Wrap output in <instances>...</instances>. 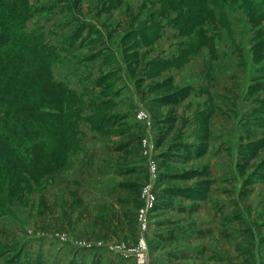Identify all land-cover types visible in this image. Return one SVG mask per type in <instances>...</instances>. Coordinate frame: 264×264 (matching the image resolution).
Returning <instances> with one entry per match:
<instances>
[{"label": "rangeland", "instance_id": "obj_1", "mask_svg": "<svg viewBox=\"0 0 264 264\" xmlns=\"http://www.w3.org/2000/svg\"><path fill=\"white\" fill-rule=\"evenodd\" d=\"M28 1L27 27L59 52L54 75L74 91L82 134L62 165L41 143L23 145L37 169L0 215V264H138L142 237L149 264H264V86L250 69L259 27L241 2L209 6L214 15L196 21L188 0ZM179 88L188 93L177 99ZM101 112L107 123L96 128ZM146 153L156 200L142 231L134 203L149 181ZM240 180L256 232L238 210L209 250L192 239L205 235L191 221L205 224L196 211L210 191L234 194ZM256 180L262 190L252 193ZM213 200L223 207V197ZM174 216L181 242L169 232Z\"/></svg>", "mask_w": 264, "mask_h": 264}, {"label": "trees", "instance_id": "obj_2", "mask_svg": "<svg viewBox=\"0 0 264 264\" xmlns=\"http://www.w3.org/2000/svg\"><path fill=\"white\" fill-rule=\"evenodd\" d=\"M188 1L196 10L189 13L196 21L203 20L204 15H214V9L209 6L215 8L241 2L249 22L259 27L252 46V63L258 66L252 67L251 64L250 69L260 73L255 79L259 80L257 86H264V5L254 0ZM28 2L0 0V215L9 212L8 201L14 197L12 194L17 188L21 189L20 179L37 169L32 158L21 155L20 150L26 151L22 149L25 148L23 145L39 146L41 143L45 154L58 155L62 165L81 143L82 118L70 95L74 91L54 75L53 65L60 57L56 47L45 42L43 34L27 27ZM202 37L209 41V38ZM172 64L169 59L163 62L165 67ZM187 93L188 88H179L176 97L180 99ZM107 116L101 112L96 128L107 123ZM114 116L120 115L114 113ZM202 117L209 118L208 114Z\"/></svg>", "mask_w": 264, "mask_h": 264}, {"label": "crops", "instance_id": "obj_3", "mask_svg": "<svg viewBox=\"0 0 264 264\" xmlns=\"http://www.w3.org/2000/svg\"><path fill=\"white\" fill-rule=\"evenodd\" d=\"M251 59H252V57H251ZM170 68L172 70L175 67L170 65ZM245 89H247V86L245 87ZM124 91H125V89L124 90H120L119 93L117 94V96L122 95L124 93ZM191 91H190V94H191ZM128 108H130V107H128ZM128 108L124 109L123 111L128 110ZM118 113L121 114L120 112H118ZM212 116H213V114L209 118V119H211V124H212V119H213ZM210 134L212 136H214L213 129H211V133ZM235 174H236V172H235ZM236 176L239 177L238 172H237ZM251 186H252V193H256V192H259V191L262 190V188L260 187V186H262V182L261 181H257V180L254 181V183L252 185H249V187H251ZM241 187H242V181L240 180L239 184H238V187H236V189L234 190V194L230 195L228 188H223V190H224V191H222L223 192L222 194H224L223 196H220V195H217V194H213V189H212V191H210V195L211 196L207 199L206 203H203V205L198 209V211H196L197 213L205 214V220H204L205 224L197 223L195 220H192L191 224H190L191 232H195V231L200 230V229L204 230L205 238L202 239L200 237L199 238L195 237V236H197V232H195L191 236L192 239H195L197 241L199 240L202 243H205V245L209 249L210 247L213 246L212 241L209 239L210 236H211V238H212V236L214 237L215 234H218V235L221 234L222 236H224V234L230 232V230H231L230 226L234 225L232 223H235V221H236V218H233V216H235V215H233L234 212L239 210L241 212L242 216H244V218L247 219L246 215L248 216V209H246V207L242 206L241 201H240L239 189ZM215 196L218 199H220V200L222 199V197L225 199L224 203H223V207L221 209L218 208L217 210H215L216 209L215 205H214L215 200H213V197L215 198ZM135 202L136 203H134V204H137V205L140 203V201H135ZM238 205H239L240 209L237 208ZM174 213L176 214V210H175ZM180 215H181V213H180ZM176 217L174 218V219L177 220L174 223V226H173L174 228L169 230V232L170 233L173 232V234H174V237H172V239H174L177 242H181L182 238H181L180 235H181V232H182V223H181V219L179 217H177V218ZM232 220H233V222H231ZM246 221L248 222V225H249L248 228H250V229L253 228L254 231L256 232V226H255L254 223H252L251 219H247ZM239 223L244 224V222H239ZM239 223H238V225L242 226ZM234 228L238 229V232H239L240 228L238 226H236V227L234 226ZM250 233H251V231H250ZM204 235L202 237H204ZM239 236H241V235H239ZM237 241L241 242L240 239H237ZM115 253L116 252H113L112 255H114Z\"/></svg>", "mask_w": 264, "mask_h": 264}, {"label": "built area", "instance_id": "obj_4", "mask_svg": "<svg viewBox=\"0 0 264 264\" xmlns=\"http://www.w3.org/2000/svg\"><path fill=\"white\" fill-rule=\"evenodd\" d=\"M140 118L148 120L147 114L145 112H139L138 113ZM143 142L147 144L149 142L148 138H143ZM147 157V166L149 168V176H148V183L143 187L141 192L142 200L141 202V208L139 210V225L141 227L142 231H145L148 226V212L155 203V195L153 193V184L156 182V171L157 166L153 160L152 153H146ZM139 250L137 251L136 257L138 260V264H149L148 263V256H147V249L145 246L144 237L141 238V242L139 244ZM122 250V249H121ZM129 251V250H126Z\"/></svg>", "mask_w": 264, "mask_h": 264}]
</instances>
